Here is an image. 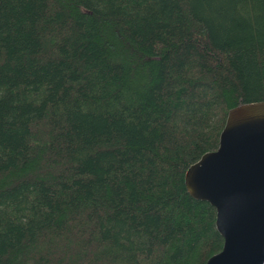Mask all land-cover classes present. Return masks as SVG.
Returning a JSON list of instances; mask_svg holds the SVG:
<instances>
[{
	"label": "trees",
	"instance_id": "obj_1",
	"mask_svg": "<svg viewBox=\"0 0 264 264\" xmlns=\"http://www.w3.org/2000/svg\"><path fill=\"white\" fill-rule=\"evenodd\" d=\"M264 99V0H0V264H201L183 172Z\"/></svg>",
	"mask_w": 264,
	"mask_h": 264
},
{
	"label": "water",
	"instance_id": "obj_2",
	"mask_svg": "<svg viewBox=\"0 0 264 264\" xmlns=\"http://www.w3.org/2000/svg\"><path fill=\"white\" fill-rule=\"evenodd\" d=\"M183 182L214 208L222 237L201 264H264V99L227 109L216 147L187 165Z\"/></svg>",
	"mask_w": 264,
	"mask_h": 264
}]
</instances>
